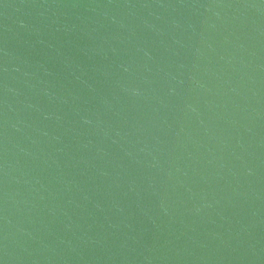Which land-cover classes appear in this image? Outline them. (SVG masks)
Segmentation results:
<instances>
[{
	"label": "water",
	"instance_id": "95a60500",
	"mask_svg": "<svg viewBox=\"0 0 264 264\" xmlns=\"http://www.w3.org/2000/svg\"><path fill=\"white\" fill-rule=\"evenodd\" d=\"M0 264H264V0H0Z\"/></svg>",
	"mask_w": 264,
	"mask_h": 264
}]
</instances>
